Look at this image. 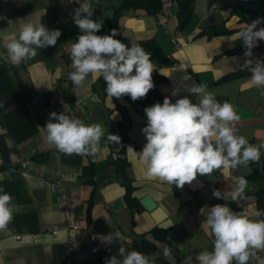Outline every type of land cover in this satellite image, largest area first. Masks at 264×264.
Instances as JSON below:
<instances>
[{
    "label": "crops",
    "instance_id": "1",
    "mask_svg": "<svg viewBox=\"0 0 264 264\" xmlns=\"http://www.w3.org/2000/svg\"><path fill=\"white\" fill-rule=\"evenodd\" d=\"M80 3L83 0L79 3L76 0H0V188L13 197L14 204L11 223L0 231V264H106L114 255L123 259L119 255L121 246L143 253L152 264L151 260L167 247L166 243L154 239L150 232L153 227L168 230L167 238L177 248L179 256L177 260L172 255V262L183 264L184 257L190 254L193 264H198L195 256L214 248L210 230L202 225L206 216L199 213L201 207L222 204L235 212L247 210L252 219H262L254 215L258 209L253 191L258 185L248 178L253 166L249 162L247 166L235 168V172L248 181L243 198L238 202L231 200L230 181L215 180L212 189L204 184L212 180L213 173L198 174L183 188L148 179L146 167L135 153L141 152L147 143L142 132L147 126V116L136 102L119 98L128 108L131 119L127 129L129 164L126 174L135 187L133 196L139 202L149 197L155 203L151 209L141 204V210L132 213L124 200L125 189L113 163L120 143H106L108 133L120 137L118 122L122 115L116 100L101 95L98 76L92 74L81 86L69 87L73 83L68 78L69 73L74 71L71 46L81 34L73 13ZM120 3L121 0H104L103 12L93 3L95 10L91 19L103 24ZM213 4L218 6L210 12ZM242 6L264 18V7L256 3ZM107 8H111L112 13ZM61 13L68 17L66 26ZM159 19L156 14L133 7L125 9L119 19L122 35L132 40L154 38L164 53L177 61L174 65L160 67L152 62L157 72L167 78L158 85L159 92L175 101L187 96L197 103L200 97L186 91V87L193 83L206 85L218 101L233 105L240 117L234 126L237 135L253 145L264 143V96L251 83L252 74L226 78L241 70L247 59L245 50L229 52L244 47L242 39L232 40L246 24L222 9L219 0H195L193 16L180 30L175 5L172 15L166 19L177 29L180 47L175 49L171 34L159 25ZM40 22L50 31L60 30L57 44L37 49L34 58L19 66L13 65L7 59L4 44L17 39L24 24L39 25ZM222 23L235 30L212 37L197 36L203 28ZM252 52L253 60L264 61V41H258ZM185 75L191 79L184 80ZM175 89H179V93L173 96ZM66 91L71 92L70 99L66 98ZM52 112H62L86 124L102 125L105 135L99 142L98 154L67 155L49 144L42 127ZM129 146L135 152L128 150ZM256 165L261 169V158ZM223 171L227 173L229 168ZM56 178L66 184L65 207L68 214L76 218V228H67V217L56 206L50 189V181ZM213 190L221 191L225 199L214 197ZM189 191H199L202 199H190ZM116 200L121 201L120 207L114 206ZM53 229L57 230L55 234L51 232ZM109 233H118L120 238L116 237L111 244L94 238ZM69 240L73 241L72 248L68 247ZM259 255L264 257V253Z\"/></svg>",
    "mask_w": 264,
    "mask_h": 264
},
{
    "label": "clouds",
    "instance_id": "2",
    "mask_svg": "<svg viewBox=\"0 0 264 264\" xmlns=\"http://www.w3.org/2000/svg\"><path fill=\"white\" fill-rule=\"evenodd\" d=\"M217 6L213 4L209 11H215ZM94 10L92 0H83L74 10L73 20L81 34L71 46L74 71L68 78L79 87L90 74L102 76L109 97L128 95L133 101L146 97L154 88L152 73L155 68L151 54L137 43L129 47L115 39L118 35L115 29L111 35H97L102 23L91 19ZM262 23L264 18L253 20L232 41L243 40L247 59L241 68L251 72V83L264 96V61L252 59V49L258 46V41H264V27H258ZM60 35V30L50 31L41 22L39 25L26 23L17 39L4 44L7 59L19 66L34 58L38 54L37 49L55 46ZM190 79V76H184V80ZM186 91L200 97L198 102L193 103L185 96L173 103L166 96L162 104L155 103L144 109L147 126L142 132L147 143L139 153L130 146L128 150L135 152L139 162L146 167L148 179H159L170 186L174 184L183 188L185 184H191L198 174L208 176L221 168L235 169L259 161L264 143L253 145L245 137L236 135L234 126L240 117L231 103L218 101L201 83H193L186 87ZM178 93L179 89H175L172 95ZM42 128L46 132V141L67 155H97L99 142L105 135L102 125L86 124L62 112L50 113L49 121ZM120 142L118 135L107 134L106 143ZM233 179L232 201L238 202L243 198L248 181L243 176ZM0 193H3L0 194V231H3L13 219L14 204L9 193L2 188ZM213 196L225 199L219 190H213ZM199 213L206 216L202 225L210 230L214 248L198 253L195 256L198 264H233V261L236 264H264V257L259 255L264 253V219H252L247 210L235 212L222 204L201 207ZM254 215L262 217L264 211H255ZM116 237L120 238L118 233L94 238L111 244ZM119 255L123 259L114 255L106 264H149L146 255L128 251L123 246L119 248ZM163 255L170 259L172 249L165 247ZM183 264H193L192 255H186Z\"/></svg>",
    "mask_w": 264,
    "mask_h": 264
},
{
    "label": "trees",
    "instance_id": "3",
    "mask_svg": "<svg viewBox=\"0 0 264 264\" xmlns=\"http://www.w3.org/2000/svg\"><path fill=\"white\" fill-rule=\"evenodd\" d=\"M93 3L97 6V9L100 10L103 8V1L102 0H92ZM221 3V8L226 10L230 16L236 15L239 17L240 22H244L246 26L251 23L253 20L259 18V14L252 9H246L242 6L244 3H256L261 7H264V0H219ZM194 2L195 0H176V15L178 19V29H183L187 26L190 19L194 13ZM130 7L133 8H140L145 10L148 13L156 14L161 7L160 0H121V3L118 7H115L112 16L107 19L100 29L97 32L98 35H111L113 29H115L118 33L115 39L121 40L124 44L131 47L133 43L139 44L146 52L151 54V60L153 63L156 64L157 67L160 66H171L177 63L176 60L168 57L164 51L162 50L159 43L154 38H148L143 40H132L124 35H122L119 29V19L125 9ZM264 26V24L259 25L258 27ZM235 28H228L225 26L224 23L219 25H213L206 28H203L199 31L197 36H206L212 37L219 34H226L229 32H233ZM245 47H238L235 49L230 50L231 53H238L243 52ZM251 72L248 69H241L238 70L236 73L228 74L226 78L234 77V76H244L248 75ZM152 79L154 83V88L151 89L146 97L133 101L130 96L124 95L121 98H124L128 101L136 102L138 109L146 116L144 109L146 107H151L155 103H163V100L166 96L162 95L158 90V85L160 83L166 82L167 78L160 73L157 72L155 69L152 73ZM99 83V91L102 96H106V83L102 76H99L97 79ZM73 83L69 85L71 87ZM95 90L98 91L96 86L93 87ZM72 96L70 91H66V98L70 99ZM116 100V107L121 112V119L118 122V129L121 138L120 148L115 154V159L113 161L115 165V171L117 176L120 177V182L123 184L125 193L123 195L125 202L129 206L132 213L138 212L141 210L142 205L139 200L133 196V191L135 187L132 184V180L126 174V167L128 166L129 162L126 157V145L128 141V134L127 129L131 123L129 110L126 105L119 102V98H115ZM173 103L175 100L169 97ZM261 169L256 165L257 162H250L253 166L251 173L248 175V178L255 182L258 185V188L253 191L256 197V206L257 209L260 211H264V149H261ZM264 219V216L261 217ZM151 234L153 235L154 239L158 242L166 243L167 247L172 249V255L179 260L177 248L169 242L167 238L168 230L162 227H153L150 230ZM152 264H178L172 262L170 259H166L163 255V250L159 256L151 260Z\"/></svg>",
    "mask_w": 264,
    "mask_h": 264
},
{
    "label": "built area",
    "instance_id": "4",
    "mask_svg": "<svg viewBox=\"0 0 264 264\" xmlns=\"http://www.w3.org/2000/svg\"><path fill=\"white\" fill-rule=\"evenodd\" d=\"M160 10L156 13L157 17H159V25L163 27L167 32L171 34V42L175 49H178L180 47L179 38L177 36V29L174 26H171L168 22H166V19L170 17L174 11V7L176 5V0H160ZM61 20L65 24V26L68 23V17L61 13ZM234 131L237 135V130L234 127ZM24 164V163H23ZM234 177H239V175L235 172V169L229 168V171L225 173L223 171V168L216 170L212 174V180L205 182L204 184L212 189L213 181L218 179L228 180L232 183V190H234L235 184H234ZM50 189L51 193L55 196V203L58 209L64 212V214L67 217V228H76L77 227V221L76 218L69 215L66 211V200H67V194H66V184L61 180L60 178L52 179L50 181ZM188 196L190 199L199 201L202 199L201 193L199 191H189ZM232 200V198H231ZM52 234H55L57 232L56 229H53ZM19 236H16L18 238ZM68 247H73V241H68Z\"/></svg>",
    "mask_w": 264,
    "mask_h": 264
},
{
    "label": "water",
    "instance_id": "5",
    "mask_svg": "<svg viewBox=\"0 0 264 264\" xmlns=\"http://www.w3.org/2000/svg\"><path fill=\"white\" fill-rule=\"evenodd\" d=\"M140 203L146 207L147 209H151L155 206V203L149 198V197H144L140 200ZM121 201L120 200H116L114 202V206L115 207H120L121 206Z\"/></svg>",
    "mask_w": 264,
    "mask_h": 264
},
{
    "label": "rangeland",
    "instance_id": "6",
    "mask_svg": "<svg viewBox=\"0 0 264 264\" xmlns=\"http://www.w3.org/2000/svg\"><path fill=\"white\" fill-rule=\"evenodd\" d=\"M102 1H104V0H102ZM200 1H201V0H200ZM92 2H93V1H92ZM198 2H199V0H198ZM96 8H97V7H96ZM100 10L102 11V10H103V8H102V9H100ZM100 10H99V11H100ZM104 10H105V9H104ZM104 10H103V11H104ZM106 10H108V11H111V13H112V11H113L111 8H107ZM103 11H102V12H103ZM109 13H110V12H109ZM109 13H108V14H109Z\"/></svg>",
    "mask_w": 264,
    "mask_h": 264
}]
</instances>
